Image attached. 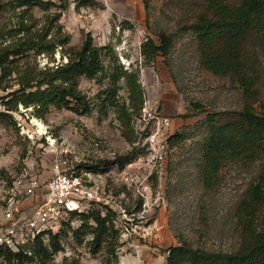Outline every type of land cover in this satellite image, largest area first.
<instances>
[{
	"label": "rangeland",
	"instance_id": "rangeland-1",
	"mask_svg": "<svg viewBox=\"0 0 264 264\" xmlns=\"http://www.w3.org/2000/svg\"><path fill=\"white\" fill-rule=\"evenodd\" d=\"M204 6L205 0H95L92 6L77 8L69 1L60 20L69 46L80 47L91 35L95 45L110 49L107 59L137 73L143 105L132 107L124 79L111 99L106 78L82 79L79 86L92 107L90 114L52 108L40 117L22 106L9 112L11 117L0 123V222L8 208L15 212L0 223V233L31 216L55 165L78 171L100 165L107 192L124 212L101 206L114 230L99 245L92 227L79 231L77 222L64 230L54 264H166L167 251L181 241L211 251L239 247L236 208L256 170L228 165L219 186L209 192L197 167L208 117L232 119L243 105L238 85L200 67L197 39L188 28ZM34 14L44 15L38 9ZM10 15L0 12V27ZM161 34L173 36L170 53L148 63L142 46L148 39L158 42ZM61 56L57 53V63L66 61ZM53 61L45 55L37 58L40 67ZM261 89L264 102V85ZM0 111H6L1 101ZM154 132L159 133L157 151L142 146ZM176 134L179 138L170 143ZM32 179L39 181V188L27 197L23 191ZM261 221L264 226V209ZM24 236L28 243L30 236Z\"/></svg>",
	"mask_w": 264,
	"mask_h": 264
},
{
	"label": "trees",
	"instance_id": "trees-1",
	"mask_svg": "<svg viewBox=\"0 0 264 264\" xmlns=\"http://www.w3.org/2000/svg\"><path fill=\"white\" fill-rule=\"evenodd\" d=\"M69 1L0 0V12L11 13L0 27V93H4L0 101L6 107L5 112L0 111V123L19 106L32 108L34 115L40 117L52 108L90 114L92 107L79 86L82 79L106 78L110 99L124 79L132 107H142L143 90L137 73L125 70L117 60L107 59L110 49L95 45L91 35L80 47L69 46V36L60 23ZM73 1L77 8L95 2ZM35 9L43 12V17L37 18ZM188 29L197 39L200 67L214 76L230 79L243 95L242 108L234 118L208 117L197 166L202 184L206 191L216 190L220 173L228 165L254 168L256 175L236 208L241 235L235 251H211L181 241L167 251L166 264H264V0H205L203 11ZM172 46L173 36L161 34L158 42L148 39L143 44L142 55L152 63L159 56H167ZM57 53L66 61L57 63ZM41 55L53 59L54 65L40 67L37 58ZM179 136H172L169 142ZM87 170L99 173L100 165ZM100 208L95 206L89 214L74 217L80 223L79 231L93 228L98 245L114 230L109 225V214L104 216ZM65 226L60 233L51 235L48 244L39 235L17 251L0 246V264H54L63 231L73 228L70 223Z\"/></svg>",
	"mask_w": 264,
	"mask_h": 264
},
{
	"label": "built area",
	"instance_id": "built-area-1",
	"mask_svg": "<svg viewBox=\"0 0 264 264\" xmlns=\"http://www.w3.org/2000/svg\"><path fill=\"white\" fill-rule=\"evenodd\" d=\"M150 116L154 118L152 113ZM158 136V132L152 133L143 140L142 146H149L150 150L155 151L159 144ZM128 181L129 178H126V182ZM44 187L42 199L34 207L31 216L20 218L0 233V246L17 251L26 244L23 240L24 235L30 236L28 238L30 240L42 235L44 243L48 244L55 230L60 233L66 228L67 223L74 226L77 223L74 217L89 214L95 206L105 205L117 213L124 212L123 207L107 192L106 180L99 173L64 169L57 164L53 167L52 175ZM38 188L39 181L32 179L23 193L27 197H34ZM145 188L144 193L147 192L148 186ZM13 211L14 208H8L9 219L14 216Z\"/></svg>",
	"mask_w": 264,
	"mask_h": 264
},
{
	"label": "crops",
	"instance_id": "crops-1",
	"mask_svg": "<svg viewBox=\"0 0 264 264\" xmlns=\"http://www.w3.org/2000/svg\"><path fill=\"white\" fill-rule=\"evenodd\" d=\"M3 221H1V222H5V223H7L8 222V220H9V217H8V215L4 218V219H2ZM0 222V223H1ZM4 224H2L1 223V226H3Z\"/></svg>",
	"mask_w": 264,
	"mask_h": 264
}]
</instances>
